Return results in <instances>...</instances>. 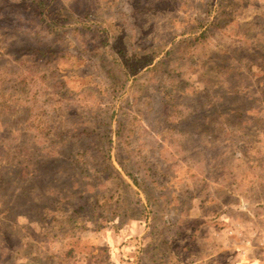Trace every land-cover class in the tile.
<instances>
[{
  "label": "rangeland",
  "instance_id": "rangeland-1",
  "mask_svg": "<svg viewBox=\"0 0 264 264\" xmlns=\"http://www.w3.org/2000/svg\"><path fill=\"white\" fill-rule=\"evenodd\" d=\"M260 229L264 0H0V264H239Z\"/></svg>",
  "mask_w": 264,
  "mask_h": 264
},
{
  "label": "crops",
  "instance_id": "crops-1",
  "mask_svg": "<svg viewBox=\"0 0 264 264\" xmlns=\"http://www.w3.org/2000/svg\"><path fill=\"white\" fill-rule=\"evenodd\" d=\"M194 216H197V215H200V216H203L204 213L203 211H199V213H195V212H192ZM235 222H238L237 224H239L240 222L239 221H235ZM255 230H258V229H255ZM255 230L253 231H249V234H256L258 232H256ZM261 231L259 232V234L261 232H263L264 230L263 229H260ZM241 243V242H240ZM245 243V244H244ZM252 243V239H245L244 241H242L241 243V247L239 245L238 248V252H237V255L238 257L240 258V263L239 264H244V263H249V264H264V259L262 258V256L260 254H255L253 252L254 250V247L252 246H248V244H251Z\"/></svg>",
  "mask_w": 264,
  "mask_h": 264
},
{
  "label": "trees",
  "instance_id": "trees-1",
  "mask_svg": "<svg viewBox=\"0 0 264 264\" xmlns=\"http://www.w3.org/2000/svg\"><path fill=\"white\" fill-rule=\"evenodd\" d=\"M127 173L132 178L133 182L137 185V183H138L137 178L133 177V175L130 174L129 172H127Z\"/></svg>",
  "mask_w": 264,
  "mask_h": 264
}]
</instances>
